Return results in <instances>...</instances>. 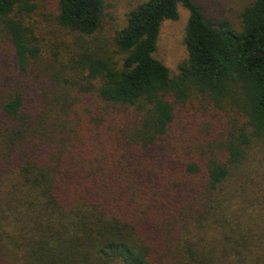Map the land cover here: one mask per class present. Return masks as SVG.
<instances>
[{
    "label": "trees",
    "instance_id": "16d2710c",
    "mask_svg": "<svg viewBox=\"0 0 264 264\" xmlns=\"http://www.w3.org/2000/svg\"><path fill=\"white\" fill-rule=\"evenodd\" d=\"M52 2L0 0V264H264V0L240 28L148 0L118 63L90 46L105 0ZM178 5L172 75L154 53ZM46 15L80 44L47 49Z\"/></svg>",
    "mask_w": 264,
    "mask_h": 264
},
{
    "label": "rangeland",
    "instance_id": "374dc122",
    "mask_svg": "<svg viewBox=\"0 0 264 264\" xmlns=\"http://www.w3.org/2000/svg\"><path fill=\"white\" fill-rule=\"evenodd\" d=\"M53 0H35L41 7L38 14L53 13ZM106 10L103 17V22L100 31L92 37L90 46L95 47L97 44L103 50L108 51V56L116 63L121 61L122 56L118 53L111 43L115 32L120 29L125 20L126 15L130 11L137 8L142 3L148 0H105ZM193 4L199 7L205 21L216 24L221 20H229L235 28H240L238 16L247 6L254 3L255 0H190ZM179 18L177 21H165L162 24L161 31L158 37L156 51L154 57L162 62L171 72L172 75L177 74L178 67L186 60L187 50L185 46V33L189 20V11L182 5H178ZM47 15L33 17L38 21L45 31L47 49L59 50L66 52L71 44H80L74 40V37L68 32L58 29ZM32 22V21H31ZM89 40V39H87ZM52 42L56 45L53 47ZM107 43V44H101ZM97 45V47H98Z\"/></svg>",
    "mask_w": 264,
    "mask_h": 264
}]
</instances>
